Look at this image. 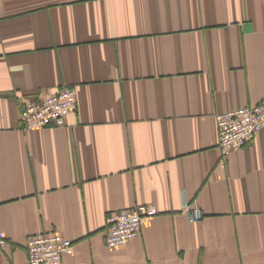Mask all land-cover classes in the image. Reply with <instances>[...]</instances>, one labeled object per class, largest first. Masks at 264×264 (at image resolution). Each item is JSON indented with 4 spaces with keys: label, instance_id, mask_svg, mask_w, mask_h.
Returning <instances> with one entry per match:
<instances>
[{
    "label": "crops",
    "instance_id": "obj_1",
    "mask_svg": "<svg viewBox=\"0 0 264 264\" xmlns=\"http://www.w3.org/2000/svg\"><path fill=\"white\" fill-rule=\"evenodd\" d=\"M61 88L64 125L23 129ZM261 100L264 0H0V264L54 232L61 264H264V128L222 156L216 127ZM138 204L157 213L109 249Z\"/></svg>",
    "mask_w": 264,
    "mask_h": 264
},
{
    "label": "built area",
    "instance_id": "obj_2",
    "mask_svg": "<svg viewBox=\"0 0 264 264\" xmlns=\"http://www.w3.org/2000/svg\"><path fill=\"white\" fill-rule=\"evenodd\" d=\"M76 93L73 88H61L43 97L26 101L20 107V120L25 130L44 127H60L64 117L76 109ZM218 148L221 155H228L240 148L264 128V100L251 105L216 114ZM188 218H202L198 207L184 208ZM153 204H138L108 214L106 219V246L117 249L135 237L147 216L155 215ZM72 241L59 233H39L28 237L26 254L28 264H61L62 255L71 248ZM6 240L0 232V252Z\"/></svg>",
    "mask_w": 264,
    "mask_h": 264
}]
</instances>
